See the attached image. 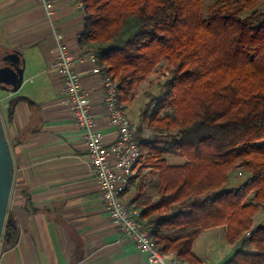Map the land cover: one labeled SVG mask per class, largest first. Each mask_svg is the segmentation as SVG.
Instances as JSON below:
<instances>
[{"label": "trees", "instance_id": "obj_1", "mask_svg": "<svg viewBox=\"0 0 264 264\" xmlns=\"http://www.w3.org/2000/svg\"><path fill=\"white\" fill-rule=\"evenodd\" d=\"M82 1L78 46L94 54L101 76L118 82L119 104L162 60L170 75L163 96L140 114L168 140L136 128L147 160L141 167L158 170V198L136 205L145 195L139 182L125 204L140 211L141 226L167 257L200 264L195 239L224 226L227 242L237 244L225 264H264V224H253L264 207V0H212L205 12L204 0ZM21 101H8L7 123ZM162 154L185 161L168 166ZM235 169L245 180L223 190ZM18 237L7 213L0 249Z\"/></svg>", "mask_w": 264, "mask_h": 264}, {"label": "crops", "instance_id": "obj_2", "mask_svg": "<svg viewBox=\"0 0 264 264\" xmlns=\"http://www.w3.org/2000/svg\"><path fill=\"white\" fill-rule=\"evenodd\" d=\"M53 2L54 26L72 52L73 68L96 113V128L104 143L112 144L117 130L103 112L101 76L92 73L93 53L77 43L84 11L72 0ZM8 52L20 55L23 82L17 92L3 97V108L12 98L27 101L16 104L11 123L1 118L13 165L7 213L17 222L19 237L13 248L0 249V264H148L146 254L108 216L83 133L72 119L59 74L50 69L55 42L37 0H0V57ZM166 155L160 159L174 166ZM146 161L143 157L136 165L124 202L133 198L139 182L145 195L136 205L158 198V170L141 167ZM211 232L224 238L227 247L213 251L210 240L207 251H197L202 236ZM236 245L227 242L221 226L202 231L192 253L200 264H225Z\"/></svg>", "mask_w": 264, "mask_h": 264}, {"label": "built area", "instance_id": "obj_3", "mask_svg": "<svg viewBox=\"0 0 264 264\" xmlns=\"http://www.w3.org/2000/svg\"><path fill=\"white\" fill-rule=\"evenodd\" d=\"M37 1L42 7L44 18L51 26L55 42V57L50 69L56 71L62 80L65 101L75 125L83 133L88 163L95 174L110 220L133 241L136 249L146 254L148 264H186L159 252L149 236V231L139 222L140 211L123 201V194L141 158V151L136 140V129L119 104L118 83L108 76H101V69L98 66L93 68L92 73L101 76L103 112L109 125L117 130V140L106 145L102 133L96 128V113L91 109L89 100L82 90L81 78L73 68L72 52L54 26V2ZM72 1L83 9L82 0ZM91 59L95 62L94 54Z\"/></svg>", "mask_w": 264, "mask_h": 264}, {"label": "rangeland", "instance_id": "obj_4", "mask_svg": "<svg viewBox=\"0 0 264 264\" xmlns=\"http://www.w3.org/2000/svg\"><path fill=\"white\" fill-rule=\"evenodd\" d=\"M212 2V0H204L203 1V10L206 11L207 6ZM84 6V4H83ZM261 10L264 11V2L261 4ZM167 62L166 60H162L154 69V71L141 78L136 87L134 88L133 93L128 97L126 103H120L121 107L123 108L126 115L132 120L134 123L135 129L137 126H142L145 131V137L151 134L153 136L155 133L152 132V130L148 127V122H144L141 120L140 114L145 109L146 105L149 103L156 102L158 99H160L164 94V85L165 83L170 79V75L168 74L167 70ZM117 82V81H116ZM118 83V82H117ZM7 95L6 92H3L0 90V116L1 118L4 116L5 108H3L2 99ZM6 98V97H5ZM154 100V102H152ZM153 105L150 107V109L153 108ZM136 123V124H135ZM174 130H170L168 135L171 133H174ZM164 134H155L158 137V140L161 142L167 141V136ZM145 153V152H144ZM143 153V154H144ZM166 161L168 163L174 164V165H180L183 162V158L178 156H171L166 155L164 156ZM185 161V160H184ZM144 164V162H142ZM239 172H242L239 174ZM246 178L245 172H243L241 169H235L229 174V181L228 184L223 187V190L229 189L231 187L237 186L241 184ZM251 201V200H250ZM253 224H264V207L259 210V213L254 217ZM253 229V227L250 229V231ZM214 233H205L200 243L198 244L196 250L198 251L200 248L202 251H207L209 248L210 240L213 241V244H211V249L213 251H219L220 249H224V247H227V243L224 238L215 237ZM214 236V237H213Z\"/></svg>", "mask_w": 264, "mask_h": 264}, {"label": "water", "instance_id": "obj_5", "mask_svg": "<svg viewBox=\"0 0 264 264\" xmlns=\"http://www.w3.org/2000/svg\"><path fill=\"white\" fill-rule=\"evenodd\" d=\"M23 82V64L20 55L8 52L1 56L0 90L6 93H15ZM12 158L8 141L5 138L0 116V242L7 215L11 185H12Z\"/></svg>", "mask_w": 264, "mask_h": 264}, {"label": "flooded vegetation", "instance_id": "obj_6", "mask_svg": "<svg viewBox=\"0 0 264 264\" xmlns=\"http://www.w3.org/2000/svg\"><path fill=\"white\" fill-rule=\"evenodd\" d=\"M0 64H1V57H0Z\"/></svg>", "mask_w": 264, "mask_h": 264}]
</instances>
